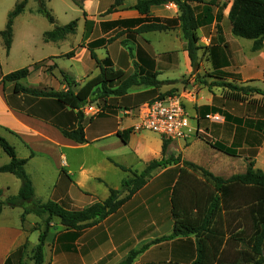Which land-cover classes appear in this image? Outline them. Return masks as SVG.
Returning <instances> with one entry per match:
<instances>
[{
	"label": "crops",
	"instance_id": "crops-1",
	"mask_svg": "<svg viewBox=\"0 0 264 264\" xmlns=\"http://www.w3.org/2000/svg\"><path fill=\"white\" fill-rule=\"evenodd\" d=\"M81 1V16L76 18L77 26L74 33L67 34L63 39L46 41L45 31L51 30L54 25H64L57 20V16H54L50 28L39 32L37 42L39 45L52 44L58 47L76 34L78 25H81L80 39L67 50L34 56V63L44 62L19 83L36 88L66 90L68 85L60 73L63 71L69 80L75 83L71 89L77 90L99 72L89 51L81 43L85 45L99 38L113 37L114 40L95 49L99 59L109 57L112 68L127 75L135 71L142 75L155 73L156 79L160 81L157 87L133 86L119 98L126 97L127 100H132L136 95L146 94L145 97L151 100L166 92L185 94L184 92L189 91L182 87L180 90L166 91L164 86L167 85L163 84L166 79L178 78L169 71H177L180 60L183 61L185 70L190 65L186 40L177 20L178 8L174 3L153 5L149 14L145 15L133 8L137 0H122L118 8L110 13H106V10L114 0ZM214 1L217 3L219 0ZM228 10L229 8L222 14H217L212 6V13L209 14L211 23L197 29L199 44L209 47L207 61L205 60L206 69L226 81L264 91V44L260 49L253 51L250 40L248 47L245 48L243 42L238 39L242 37L231 33L227 18ZM24 14L23 10L14 18L12 42L8 51L0 35V135L14 147L18 158L26 159L25 170L32 182L37 200L44 202L50 199L67 209H81L107 198L110 189L121 188L124 177L114 171L115 169L123 171L119 165L140 171L150 160L161 158L163 140L156 133L154 134L157 136L133 130L137 119L136 113H123L124 110H133L144 103L141 101L131 105L117 107L113 105L112 111L116 113L110 109L108 111L101 109L95 115L83 114L82 125L86 142L77 143L65 137L60 131L61 128L76 126V110L61 105L52 97L15 92L14 82L1 81L3 75L15 69L5 70L4 64L12 53L16 19ZM154 18L165 22L168 29L138 34L134 31L140 26L139 22L114 23ZM86 20L88 24L85 26ZM25 35L31 42L25 48L30 50L38 43L32 42L33 34L30 28L25 30ZM72 50L73 55L67 56L66 54ZM100 50L105 56L98 55ZM61 57L79 63L84 72L75 77L71 73L72 65H68L67 68V65L61 67L58 64V58ZM83 62L88 64L84 65ZM52 65L56 66L48 70L47 68ZM29 77L32 78L31 84L25 85L24 82ZM171 85L178 87L177 83ZM194 93L193 97L185 94L182 102L189 118L194 122L191 126L200 129L203 127L202 120L198 121L195 111L190 113L197 100L198 92L195 90ZM249 98L260 100L262 96L254 93ZM96 104L99 105L98 102ZM204 105L216 108L215 112L210 113L220 115L221 120L218 122L223 121L217 125H204L208 127L206 132L215 136L216 140H210L233 147L237 156H223L224 153L200 139L196 133L185 140L169 141L164 156L176 155L181 158V162L182 160L192 162L224 179L244 173L250 161L253 162V169L264 171V105L249 100L235 101L223 97L222 94L213 95ZM127 130H130L127 142H123L118 132ZM2 152L4 151L0 147V156ZM8 162L7 156L0 162V166ZM181 162L165 167L158 173L155 177L157 189H147V182L114 213L96 225L81 230L65 229L59 221L53 219L45 238L43 264H118L130 250L143 246L135 257L134 264H192L197 257V242L209 247V240L215 242L223 238L224 241L229 239L231 251L246 247L247 242H243L242 239L248 240L253 225L251 220H248L249 215L245 206H238L247 200V189L240 185L230 189L227 197L229 208H223L220 218L214 216L204 225V230L201 229L203 223L200 216L194 224L196 232L151 243L153 239L169 235L173 231L171 187L178 177L180 168L183 167ZM107 171L112 173L114 171L115 177L108 178ZM187 172L193 176L195 188L182 189L181 192L192 196L198 193L200 210L206 211L210 206V203L205 204L208 194L214 195L217 190L211 183L205 187L202 183L204 178L200 173L190 170ZM10 176L14 175L0 172V197L15 195L19 190V181L11 179L13 177ZM9 179L13 180V186L6 181ZM3 209L4 206L0 218ZM196 213L195 209L191 213L194 218ZM205 213L203 212V215ZM30 214L32 213L25 215L23 222L22 212L20 221L19 218L15 222L0 220V264H4L7 257L24 243L26 247L14 257L11 264H16L19 260L24 264L33 263L31 254L32 248L38 242L39 230L35 227L39 219H30L32 218L29 217ZM34 233L35 237H32Z\"/></svg>",
	"mask_w": 264,
	"mask_h": 264
},
{
	"label": "trees",
	"instance_id": "trees-1",
	"mask_svg": "<svg viewBox=\"0 0 264 264\" xmlns=\"http://www.w3.org/2000/svg\"><path fill=\"white\" fill-rule=\"evenodd\" d=\"M37 1L39 3L37 11L50 23H53L54 19L45 8L44 1ZM27 2L28 0H20L15 4L14 8L7 14L4 28L0 30V35L7 51L12 42L13 20L15 16L24 10ZM72 2L82 8L81 0H72ZM121 3L122 0H114L106 10V13L113 12ZM166 3H174L178 8L179 14L177 20L180 22L182 34L186 40V51L190 65L193 67L197 66V54L201 48L199 45L197 29L200 26L211 23L209 14L212 13L214 2L213 0L208 2H206V0H137L133 8H135L140 14L148 15L151 6ZM198 7L200 8L199 12L197 11ZM227 18L230 23L231 33L235 36L252 40L251 49L253 51L258 50L263 46L264 0H231ZM128 22L141 23L134 31L138 34L147 31H162L168 29L167 24L165 22H160L158 18L151 20H123L114 23ZM87 24L88 21L86 20L85 26ZM76 26L77 19H73L61 26L54 25L51 30L44 32V39L46 41L63 39L67 34L74 33ZM86 35L87 32L85 30L84 36L86 37ZM112 40H114L113 37L107 39L99 38L88 42L85 45L81 43V45L85 46L89 51L90 57L95 61L96 66L99 68V72L96 76L81 85L77 90L71 89V86H74L75 83L69 80L68 76L63 71H60V73L68 85L66 90L36 88L24 86L19 83L21 79L26 78L34 68L42 63V61L34 63L33 66L30 65L13 70L3 75L1 81L14 82L13 90L15 92H22L33 96L52 97L61 105L76 110V126L61 128L60 131L65 137L77 143H84L86 142V138L84 127L82 125L83 113L81 111V108L84 105L94 102L99 103V100H102L105 103L107 97L123 96L133 86L157 87L160 83V81L156 79L155 73L142 75L135 71L134 73L127 75L124 74L123 71L114 70L109 57L99 59L95 53V49L104 46ZM66 55L72 56L73 50ZM55 66L56 65H52L47 69L50 70ZM208 76L214 79L213 83H210L211 86L215 85L224 90L222 93L223 97L235 101L249 100L264 105L261 100L249 98V96L254 93L260 94L264 98V91L262 89L248 85H237L225 81L222 77L214 74ZM167 94L173 93L160 94L157 97H162ZM104 106H100L102 110ZM199 110L200 114L198 121L200 122L202 119H205L206 114L210 113V111L215 112L217 109L204 105L199 107ZM129 132L130 130L118 132V135L123 142H127V134ZM197 136L216 150L229 156H237L233 147L226 146L217 141H211L209 138L199 134L198 131ZM168 143V140L162 141L161 151L163 156L161 158L150 160L145 167L138 172L119 165L123 171L128 172L130 175L121 181L120 189H110L107 198L102 201L93 202L82 209L71 210L65 208L57 201L49 199L41 202L35 198L32 182L25 170L26 159L18 158L14 147L0 135V147L9 157V162L0 166V172L11 173L20 181L17 194L9 195L5 199L0 197V213L5 205L10 207L18 206L23 209L21 222L24 221L25 215L29 213H32L39 218L38 225L35 227L39 230L38 242L32 248V264H43L45 238L50 222L53 219L59 221L65 229L81 230L96 225L101 220L114 213L122 204L130 199L135 192L142 188L147 183L155 169L165 168L171 163L181 161L180 157L174 159L172 157L166 158L164 156ZM181 163L183 167L180 168L178 177L171 187V216L173 218V231L169 235L153 239L151 243L196 232L197 228H195L194 224L200 219V216V220L203 223L201 229L204 230V225L214 216H217V219L220 218V212L223 208H229L227 197L230 189L240 185L247 189V200L238 206H245L244 208H246L249 215L248 220H251L253 225L252 233L248 240L245 241V239H242L243 242H247V246H242L239 249L231 251L232 245L229 239L224 241V239L221 238L217 241L215 240V242L209 240V247L197 242V257L192 264H264V171L253 169V162L250 161L244 173L232 175L224 179L213 175L203 167L192 162L182 160ZM184 167L186 169H184ZM187 170L200 173L204 178L202 181L203 185L208 187V183H211L215 190H217V193L214 195L208 194V199L205 201V204L207 205V203H210V206L206 211H202V209L200 210L198 193H195L192 196L191 194L181 192L182 189L195 188L192 178L193 176L189 174ZM123 193L125 194L122 195ZM194 209L197 211L195 218L191 214ZM203 212H206L205 215H203ZM236 214L238 215V213ZM212 231L214 232L215 230ZM238 240L239 239L237 238V241ZM25 247L26 243L21 245L15 252L11 253L5 260L4 264H11L14 257H16ZM142 248H144V246L140 249L130 250L127 256L118 264H134L133 261ZM16 264L24 263L19 260Z\"/></svg>",
	"mask_w": 264,
	"mask_h": 264
},
{
	"label": "rangeland",
	"instance_id": "rangeland-1",
	"mask_svg": "<svg viewBox=\"0 0 264 264\" xmlns=\"http://www.w3.org/2000/svg\"><path fill=\"white\" fill-rule=\"evenodd\" d=\"M19 1L20 0H0V28H4V24L6 23L8 12L10 10H12L14 8L15 4L18 3ZM208 1H210V0H206V2H208ZM213 2H214L213 11H216L217 14H222L223 11H225L229 8L231 0H219L217 3L213 0ZM44 6L47 9V11L52 15V17L57 16V20H59V22H61L62 24H66L69 21L76 19L79 16H81L80 7L76 4H74L72 2V0H51V2L44 1ZM38 7H39V3L37 0H30L29 3L25 6V9H24L25 14L23 16H20V18L16 19V22L14 25V28H15L14 45H13V49H12V53L10 55V58L4 64L5 70H10L13 68H15V69L22 68V67L28 66L29 64L31 66H33V64H34L33 57L34 56H38V55H40V56L44 55L45 56V55L49 54V52H55V51L59 52V51L67 50L70 46L72 47L80 39L81 25H78L76 34L72 35L70 38H68L62 44H59L58 47L52 46V44H46V45L40 44L39 45V43L37 42V40H38L37 36L39 35V32L41 33V31L50 28L51 23L41 13L37 12ZM199 7H201V6H199ZM199 7L197 8L198 12L200 11ZM29 14L31 16H29ZM29 28L33 34L32 35V38H33L32 42L34 44L38 43L36 46L31 47L30 50L25 48V46L28 45V43H31L28 41L29 39L25 35V30H28ZM238 39H240V41L243 42V45L245 48L248 47V43H250L249 42L250 40L245 39V38H238ZM200 46H201V48L199 49L198 54H197V56H198V60H197L198 65L197 66L193 67V66L189 65L187 67V69L185 70V66L183 64V61L180 60V62L178 64L179 65L178 70L177 71H169L170 74H172L178 78H176L174 80L166 79L163 82L164 85H167V86H164L166 91L172 92L175 90H180V88L182 87V88H184V90H189V91H195L196 90L198 92L197 100L193 104V109L190 110V113H193L194 111L196 112L197 118H199V114H200L199 107L204 106V104L209 99H211L213 95H216V94L220 95L224 92V90L221 87H218L215 85L211 86L210 83H213L214 79H212L208 75H213V73H210V71L208 72V69H206V65H207L206 61H207V57H208L207 52H208L209 47L205 46L203 44H201ZM98 55L99 56H105V53L100 50V51H98ZM87 61H90V60H87ZM42 62H44V61H42ZM85 63H86V65L88 64V62H83L84 65H85ZM58 64L61 67H65L67 65V68H69L68 65H72L71 73L75 77H79L80 74H82L84 72L83 68L81 67V65L79 63H76L74 61L70 62V61H68L67 57L58 58ZM195 67H197L196 71H194ZM85 68H87V67L85 66ZM223 80H225V79H223ZM31 81H32V78L29 77L28 80L27 79L25 80L24 84L29 85V84H31ZM171 83H177L178 87L172 86ZM209 84H210V86H209ZM142 87L143 86H141L140 88H142ZM166 93H170V92H166ZM166 93H164V94H166ZM145 96H147V95L146 94H139V95H136L134 97V99H132V100H130V99L127 100L126 97L119 98V97L109 96L106 98L105 103L102 100H99V103L102 105V107L105 104L103 110L108 111L110 109V111H112L113 105L117 107V105L123 106V105H127V104L131 105L134 103H140L141 101H144V102L149 101V99ZM259 99L261 101H263V103H264L263 97L259 98ZM112 112L116 113L114 110ZM221 123H223V121L218 122V121H211L207 118L202 119L201 126H203V127H200L199 134H201V135H203L209 139L216 140L215 136L213 134H208L206 132L208 127H204V125L210 126V124H216L217 125V124H221ZM190 125H194V122L191 119H190ZM140 131H143L146 134L151 133L153 135H156V134H154V132H151L148 130H140ZM222 155L226 156V154H222ZM6 157H7L6 154L4 152H2V154L0 156V162H2V160L5 159ZM165 157L166 158L172 157V158L176 159L178 156L173 155V154H168ZM179 162H181V161H179ZM172 164H174V163H171V164L167 165L166 167H168ZM162 169L163 168H157L152 172L151 176L149 177V179L147 181L148 182V185H147L148 188L147 189H151V188L157 189L158 188L156 185L157 182L155 181V177L158 175V173H160L162 171ZM114 171L118 172V174L120 176L122 175L124 178H126L130 175L128 172L125 173V172L117 170V169H115ZM114 171H113V173L110 171H107V173H106L107 177L108 178L115 177ZM136 171L138 172L139 170L136 169ZM10 177H13L11 179H15V180L19 181L15 176H10ZM6 181H8V184L10 186H13V180L9 179ZM19 185H20V181H19ZM124 194L125 193H123L122 195H124ZM1 197H2V199H5L7 196L6 197L1 196ZM22 210L23 209L21 207H18V206L17 207H10V206L5 205L0 220H2L4 222H15L19 218V221H20V214H21ZM29 217H32L30 219H39L38 217H35L33 214H30ZM37 225H38V223H37ZM32 237H35V233L32 235Z\"/></svg>",
	"mask_w": 264,
	"mask_h": 264
},
{
	"label": "built area",
	"instance_id": "built-area-1",
	"mask_svg": "<svg viewBox=\"0 0 264 264\" xmlns=\"http://www.w3.org/2000/svg\"><path fill=\"white\" fill-rule=\"evenodd\" d=\"M193 97L194 91L184 92ZM185 94L173 93L162 97H155L140 104L133 110H124L123 113H136L137 119L133 130H148L159 135L162 140H185L199 130L190 125V118L184 108L182 98ZM84 115H95L101 111L98 104H86L81 108ZM205 118L211 121L221 120L218 114L208 113Z\"/></svg>",
	"mask_w": 264,
	"mask_h": 264
},
{
	"label": "water",
	"instance_id": "water-1",
	"mask_svg": "<svg viewBox=\"0 0 264 264\" xmlns=\"http://www.w3.org/2000/svg\"><path fill=\"white\" fill-rule=\"evenodd\" d=\"M196 69H197V67L194 68V70H196Z\"/></svg>",
	"mask_w": 264,
	"mask_h": 264
}]
</instances>
